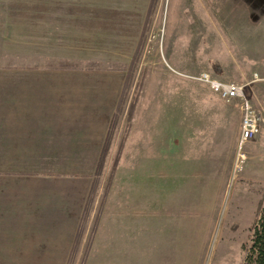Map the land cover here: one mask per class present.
Returning a JSON list of instances; mask_svg holds the SVG:
<instances>
[{
  "label": "rangeland",
  "instance_id": "obj_1",
  "mask_svg": "<svg viewBox=\"0 0 264 264\" xmlns=\"http://www.w3.org/2000/svg\"><path fill=\"white\" fill-rule=\"evenodd\" d=\"M68 4L91 6L78 12L86 14L87 21L81 16L76 26L86 31L71 37L56 33L48 39L36 33L39 27L61 26L51 16L57 19L59 6ZM40 13L51 20H38ZM62 46L71 50L65 47L63 52ZM40 63L103 72L117 87L114 101H108L123 103L118 112L120 136L137 115L140 126H152L154 151L165 136L167 118L195 116L198 103L220 101L207 85L192 79L201 73L222 82L248 84L247 96L264 117V0H0V73L6 67ZM132 102L136 108L129 119ZM149 117L152 123L145 119ZM116 120L117 116L112 125ZM182 125L191 132L196 126H213V120ZM206 127L209 140L213 132L223 143L229 137L226 127L223 134L221 127ZM197 141L192 138L186 151L192 165L201 157L192 145ZM242 151L246 163L235 179L216 187L198 176L180 188L164 186L167 196L155 208L157 217L142 204L139 256L127 255L125 263L243 264L244 247L264 207V124ZM117 161V153L107 155L101 174L97 169L94 177H114ZM224 173L222 166L220 174ZM215 188L217 193L210 197ZM146 199L152 201V194ZM165 211L167 220H162L159 212Z\"/></svg>",
  "mask_w": 264,
  "mask_h": 264
},
{
  "label": "crops",
  "instance_id": "obj_2",
  "mask_svg": "<svg viewBox=\"0 0 264 264\" xmlns=\"http://www.w3.org/2000/svg\"><path fill=\"white\" fill-rule=\"evenodd\" d=\"M88 7L59 6L57 19L51 17L62 25L39 27L36 33L47 39L56 33L81 34L86 28L76 22L87 16L78 12ZM42 19L51 20L38 14ZM102 74L43 63L10 66L0 73V264H82L83 259V264H126L127 255L139 256L142 204L157 217L155 208L167 196L164 186L180 188L188 178L200 176L219 187L231 178L243 117L239 101L200 102L195 116L167 118L165 136L152 151V126H140L137 115L120 136L123 103L108 101H114L117 87ZM96 93L109 99H97ZM145 119L152 123L151 117ZM210 119L213 126H196L191 132L182 125ZM205 127H221L222 134L226 127L229 137L223 143L213 132L209 140ZM114 129L107 152L119 155L116 172L107 180L95 178ZM192 138L201 151L193 165L186 160ZM215 193L216 188L209 196ZM151 194L152 201L145 200ZM160 214L167 220L166 211Z\"/></svg>",
  "mask_w": 264,
  "mask_h": 264
},
{
  "label": "built area",
  "instance_id": "obj_3",
  "mask_svg": "<svg viewBox=\"0 0 264 264\" xmlns=\"http://www.w3.org/2000/svg\"><path fill=\"white\" fill-rule=\"evenodd\" d=\"M192 79L207 85L213 93L226 102L234 100L240 102L243 114L241 134L231 171V177L235 179L243 171L246 163V154L242 151L243 146L247 142L254 140L261 133L264 117L253 107L247 96L246 89L248 84L222 82L213 78L208 73H201L198 76L192 77Z\"/></svg>",
  "mask_w": 264,
  "mask_h": 264
},
{
  "label": "trees",
  "instance_id": "obj_4",
  "mask_svg": "<svg viewBox=\"0 0 264 264\" xmlns=\"http://www.w3.org/2000/svg\"><path fill=\"white\" fill-rule=\"evenodd\" d=\"M135 108L136 104L135 102H132L129 111V119H131ZM112 131L109 134L106 150L100 157L97 175L101 174L105 164V160L108 155L107 150H109L113 138ZM244 250L246 252V257L243 264H264V207L259 214L257 222L253 226L250 242L248 245H245Z\"/></svg>",
  "mask_w": 264,
  "mask_h": 264
}]
</instances>
